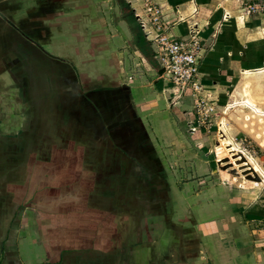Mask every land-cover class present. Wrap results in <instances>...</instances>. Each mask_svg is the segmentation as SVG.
<instances>
[{
  "label": "crops",
  "instance_id": "1",
  "mask_svg": "<svg viewBox=\"0 0 264 264\" xmlns=\"http://www.w3.org/2000/svg\"><path fill=\"white\" fill-rule=\"evenodd\" d=\"M253 1L0 0V264H264V176L217 168L221 128L190 131V94L166 105L136 19L155 2L173 35L197 23L203 94L227 108L264 73Z\"/></svg>",
  "mask_w": 264,
  "mask_h": 264
},
{
  "label": "built area",
  "instance_id": "2",
  "mask_svg": "<svg viewBox=\"0 0 264 264\" xmlns=\"http://www.w3.org/2000/svg\"><path fill=\"white\" fill-rule=\"evenodd\" d=\"M144 13L136 12V18L155 47V57L168 81L167 98L181 99L190 94L197 119L191 121L189 129L193 133L201 125H211V114L215 105L203 94V84L199 78V66L204 54V42L199 35L197 23L188 27L184 37H177L169 31V25L162 17V9L155 2H149ZM264 13V2L243 3L242 16ZM230 12L225 11L228 20ZM173 101V100H172Z\"/></svg>",
  "mask_w": 264,
  "mask_h": 264
},
{
  "label": "rangeland",
  "instance_id": "3",
  "mask_svg": "<svg viewBox=\"0 0 264 264\" xmlns=\"http://www.w3.org/2000/svg\"><path fill=\"white\" fill-rule=\"evenodd\" d=\"M3 63L4 59H0V67H3ZM262 83H264V73L245 71L234 94L239 95L243 91L246 100L239 105L219 108L220 110L215 108L210 115L212 120L210 124L221 128V131L216 132V142L212 144L211 155L214 162L218 163L217 168L232 180V184L250 186L252 183L248 182L243 175V172H248V170L256 171L264 176V108L257 105L260 101L256 102L250 96L252 94L256 98L260 95L264 99L263 89L255 85ZM254 89L260 92L251 93ZM166 96L164 95V99L168 106H177V103L180 102L179 99H171ZM235 157L239 159L237 162L246 163L248 168L237 169L231 163ZM227 166L228 168L225 169ZM232 169H236L239 175L233 173ZM254 182L257 184V181ZM259 186L262 187V185Z\"/></svg>",
  "mask_w": 264,
  "mask_h": 264
},
{
  "label": "water",
  "instance_id": "4",
  "mask_svg": "<svg viewBox=\"0 0 264 264\" xmlns=\"http://www.w3.org/2000/svg\"><path fill=\"white\" fill-rule=\"evenodd\" d=\"M219 162H220V161H219ZM226 168H228V166L225 167V169H226ZM232 172L238 174L236 169H232ZM251 172H252V174H250V172H243V174H244L245 177H246L247 179H249V180H256V181H262V180H263V179L261 178V176H260L256 171H251Z\"/></svg>",
  "mask_w": 264,
  "mask_h": 264
},
{
  "label": "bare ground",
  "instance_id": "5",
  "mask_svg": "<svg viewBox=\"0 0 264 264\" xmlns=\"http://www.w3.org/2000/svg\"><path fill=\"white\" fill-rule=\"evenodd\" d=\"M239 159H237L236 157H235V160L234 161H231V163L232 164H234V166L238 169V168H240V170L243 168L244 170L246 169V168H248V165L246 164V163H243V164H240V162H237ZM252 170H248V172H250V174L252 173L251 172ZM245 172H247V171H245ZM239 175V174H238ZM244 175V174H243ZM245 176V175H244ZM252 181H256V180H252ZM257 182H261V181H257Z\"/></svg>",
  "mask_w": 264,
  "mask_h": 264
},
{
  "label": "trees",
  "instance_id": "6",
  "mask_svg": "<svg viewBox=\"0 0 264 264\" xmlns=\"http://www.w3.org/2000/svg\"><path fill=\"white\" fill-rule=\"evenodd\" d=\"M136 19H137V18H136ZM134 22H135V20H134ZM138 27L142 30V28H141V26H140V24H139V22H138V20H137V28H138ZM142 50L145 52L146 55L149 54V51L146 50L145 48H142Z\"/></svg>",
  "mask_w": 264,
  "mask_h": 264
},
{
  "label": "flooded vegetation",
  "instance_id": "7",
  "mask_svg": "<svg viewBox=\"0 0 264 264\" xmlns=\"http://www.w3.org/2000/svg\"><path fill=\"white\" fill-rule=\"evenodd\" d=\"M121 183V182H120ZM119 184V183H118ZM120 185V184H119ZM119 186L117 185V188H118Z\"/></svg>",
  "mask_w": 264,
  "mask_h": 264
}]
</instances>
